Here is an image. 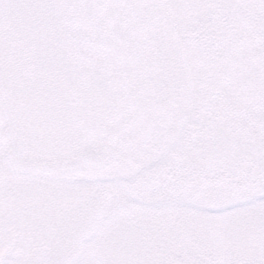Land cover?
Segmentation results:
<instances>
[{
  "label": "rangeland",
  "instance_id": "obj_1",
  "mask_svg": "<svg viewBox=\"0 0 264 264\" xmlns=\"http://www.w3.org/2000/svg\"><path fill=\"white\" fill-rule=\"evenodd\" d=\"M77 1L0 0V89L24 159L115 156L16 174L0 109V264H264V0Z\"/></svg>",
  "mask_w": 264,
  "mask_h": 264
},
{
  "label": "water",
  "instance_id": "obj_2",
  "mask_svg": "<svg viewBox=\"0 0 264 264\" xmlns=\"http://www.w3.org/2000/svg\"><path fill=\"white\" fill-rule=\"evenodd\" d=\"M109 2L111 4V10L114 14V31L120 37V39L123 40L125 38L126 31V8L124 0H109ZM124 62L130 71L134 69L135 57L129 48L124 50ZM128 87L133 96L137 98L139 92L137 79L135 77L130 78ZM0 109L2 110L7 123L4 132L11 143V146L7 152V157L11 162L14 172L29 175H41L48 173L54 177H63L65 175L77 174L92 169L98 171L107 164V159H105L102 154L92 155L87 153L79 154L72 161L66 162L62 165L57 162L46 163L23 159V146L19 139L16 125L7 107V104L2 97L1 91Z\"/></svg>",
  "mask_w": 264,
  "mask_h": 264
},
{
  "label": "trees",
  "instance_id": "obj_3",
  "mask_svg": "<svg viewBox=\"0 0 264 264\" xmlns=\"http://www.w3.org/2000/svg\"><path fill=\"white\" fill-rule=\"evenodd\" d=\"M78 1H77V4L80 5L81 7L86 6L88 8V5L91 4V0H78ZM78 16H80V14ZM90 22H91V32H92V35L94 36V40H92V41L95 42V43H98L99 42V37H100V34H101V30H102V28L99 25L98 17H96V15H93L91 13V18L89 20L88 28L90 26ZM135 116H136L135 119L137 120L138 119L137 115H135Z\"/></svg>",
  "mask_w": 264,
  "mask_h": 264
},
{
  "label": "flooded vegetation",
  "instance_id": "obj_4",
  "mask_svg": "<svg viewBox=\"0 0 264 264\" xmlns=\"http://www.w3.org/2000/svg\"><path fill=\"white\" fill-rule=\"evenodd\" d=\"M108 149L109 148H107V147H102L100 149H96V150L90 151V153H104V152L108 151ZM113 156H115V153L114 152H113ZM110 160H111V158H109V162H110Z\"/></svg>",
  "mask_w": 264,
  "mask_h": 264
}]
</instances>
